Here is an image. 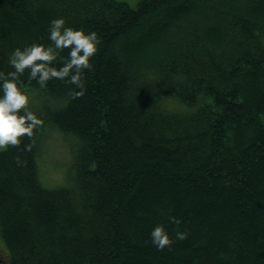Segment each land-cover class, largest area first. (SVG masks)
Wrapping results in <instances>:
<instances>
[{
	"label": "trees",
	"instance_id": "trees-1",
	"mask_svg": "<svg viewBox=\"0 0 264 264\" xmlns=\"http://www.w3.org/2000/svg\"><path fill=\"white\" fill-rule=\"evenodd\" d=\"M59 16L101 42L82 95L24 75L60 104L0 151L1 264H264V0H0V71ZM46 125L80 140L70 187L39 181Z\"/></svg>",
	"mask_w": 264,
	"mask_h": 264
},
{
	"label": "clouds",
	"instance_id": "clouds-1",
	"mask_svg": "<svg viewBox=\"0 0 264 264\" xmlns=\"http://www.w3.org/2000/svg\"><path fill=\"white\" fill-rule=\"evenodd\" d=\"M48 40L51 43L47 45L33 42L15 47L8 56L11 70L0 71V150L9 145H21L25 135L32 137L34 129L44 123L43 117L30 107L32 96L24 79L25 73L28 82L35 80L41 88H46L48 81L56 78L76 85L69 89L73 95L83 94L84 70L92 67L91 58L99 50L101 37L95 30L68 26L65 17L59 16L50 21ZM65 49L67 55L62 56ZM27 147L29 145H25ZM168 222L178 225L180 220L170 215L167 222L156 223L149 233L151 243L160 250L173 243ZM187 235L186 231L175 232L176 238L181 240Z\"/></svg>",
	"mask_w": 264,
	"mask_h": 264
},
{
	"label": "rangeland",
	"instance_id": "rangeland-1",
	"mask_svg": "<svg viewBox=\"0 0 264 264\" xmlns=\"http://www.w3.org/2000/svg\"><path fill=\"white\" fill-rule=\"evenodd\" d=\"M135 7L140 0H118ZM32 96L30 107L46 120L49 111L56 108L60 102L46 96L37 89L29 90ZM166 105L174 110H180L182 105L168 101ZM39 154L37 158L38 178L45 188L70 187L74 184L73 160L80 146V140L75 135L59 131L46 125L40 137ZM1 151V150H0ZM8 258L6 246L0 236V259Z\"/></svg>",
	"mask_w": 264,
	"mask_h": 264
},
{
	"label": "flooded vegetation",
	"instance_id": "flooded-vegetation-1",
	"mask_svg": "<svg viewBox=\"0 0 264 264\" xmlns=\"http://www.w3.org/2000/svg\"><path fill=\"white\" fill-rule=\"evenodd\" d=\"M0 264H1V260H0Z\"/></svg>",
	"mask_w": 264,
	"mask_h": 264
}]
</instances>
